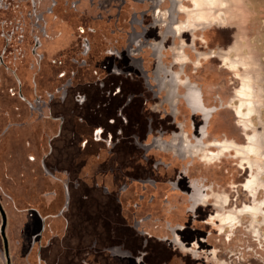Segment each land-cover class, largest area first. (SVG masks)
<instances>
[{
  "label": "flooded vegetation",
  "instance_id": "af4514ba",
  "mask_svg": "<svg viewBox=\"0 0 264 264\" xmlns=\"http://www.w3.org/2000/svg\"><path fill=\"white\" fill-rule=\"evenodd\" d=\"M223 6L0 0V151L17 143L41 181L34 201L18 202L23 230L36 221L24 262L32 254L34 264H228L212 235L228 238L249 205L230 203L201 166L227 154L243 172L264 153L245 131L252 96L243 61L203 35L224 25ZM214 57L219 64L205 62ZM204 65L235 79L223 101L198 76ZM228 106L240 141L211 132ZM250 179L237 184L252 196ZM0 208L10 264V218Z\"/></svg>",
  "mask_w": 264,
  "mask_h": 264
},
{
  "label": "rangeland",
  "instance_id": "374dc122",
  "mask_svg": "<svg viewBox=\"0 0 264 264\" xmlns=\"http://www.w3.org/2000/svg\"><path fill=\"white\" fill-rule=\"evenodd\" d=\"M223 11L224 25H210L203 31L207 46L225 48L230 44L228 55H237L244 65L239 70L248 78V86L252 99L249 102L245 131L249 138L257 145V152L264 153V0H224ZM209 64H219L214 57ZM199 73L203 82L212 81L217 86V95L223 101L231 94L233 77L220 71L208 70L204 65ZM230 80V82H229ZM232 107L218 109L211 119L212 133L217 136L226 135L236 141H240L241 133L235 124ZM222 113V114H221ZM23 152L17 143L12 142L11 150L0 151V205L5 210L10 225H6L4 232L7 236V252L10 264H34L32 254H28L30 262H24L21 255L26 249L29 234L35 229V219L29 221L28 228L23 230L20 225L22 214L18 211L20 196L34 201L40 187L37 179L36 167L33 162L23 157ZM234 159L224 155L212 164L201 166L200 173L206 181L224 190L230 198V203L249 205L245 215L240 217V222L232 228L228 238L225 234L212 235V243L216 248V256L228 264H264V204L260 200L264 196V160L258 163L250 158V166H245L244 171L239 172L233 165ZM199 167V166H198ZM197 167V169H198ZM257 167H260L258 169ZM250 177L252 196L237 184ZM236 182L235 186L230 181ZM48 182V179H45ZM37 183V184H36ZM165 190L168 200L172 204L176 202V196ZM6 193H10L11 207L5 206L9 202ZM162 193V194H164ZM165 204L166 201H164ZM7 207V209H6ZM177 213V211H175ZM171 218L176 217V215ZM253 224V225H252ZM257 230V236L251 235L250 229ZM201 264H213L200 262ZM0 264H4L1 240H0Z\"/></svg>",
  "mask_w": 264,
  "mask_h": 264
},
{
  "label": "water",
  "instance_id": "95a60500",
  "mask_svg": "<svg viewBox=\"0 0 264 264\" xmlns=\"http://www.w3.org/2000/svg\"><path fill=\"white\" fill-rule=\"evenodd\" d=\"M0 217H1V221H0V234L3 236V233H2V230H1V228H2V224H3V214H2V209L0 208ZM3 250H4V255H6L7 256V254H6V246H5V243L3 242ZM6 264H8V262H6Z\"/></svg>",
  "mask_w": 264,
  "mask_h": 264
}]
</instances>
